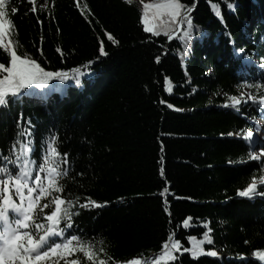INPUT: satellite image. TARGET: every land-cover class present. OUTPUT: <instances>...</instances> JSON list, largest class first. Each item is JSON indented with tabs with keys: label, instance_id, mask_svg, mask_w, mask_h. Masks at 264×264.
<instances>
[{
	"label": "trees",
	"instance_id": "1",
	"mask_svg": "<svg viewBox=\"0 0 264 264\" xmlns=\"http://www.w3.org/2000/svg\"><path fill=\"white\" fill-rule=\"evenodd\" d=\"M182 2L195 5L187 48L177 38L144 32L133 0H36V13L28 0H10L12 27L4 43L11 40L22 57L47 71L69 72L70 79H54L48 87L58 91L0 112V149L7 153L18 119L21 127L29 120L34 127L37 158L42 140L58 135L61 151L71 154L70 198L107 202L102 208L77 205L74 230L106 240L101 258L109 264L159 255L170 235L190 248L189 238L203 240L209 228L214 242L202 246L218 255L177 253L173 264H263L252 253L264 250V197L249 201L237 190L253 176L259 181L264 165L240 163L254 148L227 133L256 131L264 106L242 105L238 114L222 105L225 93L239 96L242 88L264 93L238 87L264 82V0ZM102 42L107 56H100ZM9 61L0 46V62ZM73 68L82 73L79 85Z\"/></svg>",
	"mask_w": 264,
	"mask_h": 264
},
{
	"label": "snow or ice",
	"instance_id": "2",
	"mask_svg": "<svg viewBox=\"0 0 264 264\" xmlns=\"http://www.w3.org/2000/svg\"><path fill=\"white\" fill-rule=\"evenodd\" d=\"M10 0H0V46L10 56L6 66L0 62V112L11 109L17 102L26 97H41L46 92L58 91L49 88L50 81H67L70 79L69 72L47 71L34 58L27 55L21 56L14 49L11 40L7 44L4 38L7 30L12 27V21L8 19V8ZM54 2V0H53ZM140 20L143 30L155 36L163 34L167 40L174 38L184 41V47H188V41L192 39L193 17L191 13L194 6L186 5L182 0H160L158 3H144ZM198 2V0H197ZM31 5L30 11H38L36 0H28ZM215 14L220 17L221 12L216 4L211 5ZM80 7L79 3L76 5ZM229 9H234L232 3L228 4ZM47 3L39 7V11H45ZM87 5L82 12L86 11ZM17 7H12L11 12L16 13ZM90 14V13H87ZM187 27H183V26ZM59 31V29H58ZM182 33V35H177ZM112 44H118V40L111 34L105 33ZM230 35V34H229ZM57 52L61 49L57 48ZM238 56H244L245 50H236ZM100 56H107L103 42L99 48ZM100 57H97L99 60ZM156 61H160L157 56ZM92 64V61L88 62ZM264 68V64H261ZM72 77L80 84L79 77L82 75L79 68L71 70ZM165 82L168 78L165 77ZM249 88H264V82L251 84L245 81L244 85ZM40 90V91H37ZM171 91V89H168ZM227 96L226 102L222 105L234 109L238 114L242 105L251 101L253 105L264 106V93L253 95L240 92L238 95ZM230 101V103L228 102ZM169 108L173 105L168 104ZM264 112V107H261ZM22 116V114H21ZM22 120H17L18 131L15 138L7 149V153L0 149V264H109L108 260L102 259L105 253L106 240L97 241L94 237H87L80 230H74V218L80 215L74 211L78 205L80 209L102 208L104 204L98 203L95 199L87 197L80 203V197L70 198L71 193L67 190L65 181L72 174L71 154L61 151V142L58 135L49 134L40 144V157L35 156L36 144L34 139V127L29 120L27 127H21ZM228 136H237L254 144V132L244 131L227 133ZM31 137V138H30ZM248 161H259L264 165V146L256 153L254 150L248 153ZM231 163V161H230ZM264 186V175L251 178V182L242 190L238 189L240 197L254 199L257 195L264 197V192L258 191ZM165 211H168L166 208ZM183 220L185 226L189 220ZM70 230H73L70 232ZM203 234V240L190 237L191 247H183L179 239L169 236L162 244V253L152 257H136L127 259L116 264H173L177 261V253L182 255L188 252L191 256L199 258L201 255L216 257V250L208 249L202 245H212L213 239L208 234ZM100 247L97 248V244ZM247 243V242H246ZM254 257L264 261V250L254 251ZM114 259L109 257V260ZM242 262L244 258L241 257Z\"/></svg>",
	"mask_w": 264,
	"mask_h": 264
},
{
	"label": "rangeland",
	"instance_id": "3",
	"mask_svg": "<svg viewBox=\"0 0 264 264\" xmlns=\"http://www.w3.org/2000/svg\"><path fill=\"white\" fill-rule=\"evenodd\" d=\"M133 1H135L138 4L141 12H143V4H142L141 0H133ZM143 2L144 3H158V2H160V0H143ZM149 34H151V33H149ZM151 35L155 36L153 34H151ZM161 35H163V34H161ZM240 92L250 93V91L247 88H242ZM246 105H252V102L248 101ZM258 128L259 129L261 128V130H258L257 132L253 131L254 132V140L256 141L253 145L264 146V122L263 123H262V121L258 122ZM257 182L259 183V181H257Z\"/></svg>",
	"mask_w": 264,
	"mask_h": 264
},
{
	"label": "water",
	"instance_id": "4",
	"mask_svg": "<svg viewBox=\"0 0 264 264\" xmlns=\"http://www.w3.org/2000/svg\"><path fill=\"white\" fill-rule=\"evenodd\" d=\"M234 138H236V137H234Z\"/></svg>",
	"mask_w": 264,
	"mask_h": 264
},
{
	"label": "bare ground",
	"instance_id": "5",
	"mask_svg": "<svg viewBox=\"0 0 264 264\" xmlns=\"http://www.w3.org/2000/svg\"><path fill=\"white\" fill-rule=\"evenodd\" d=\"M234 137V136H233Z\"/></svg>",
	"mask_w": 264,
	"mask_h": 264
}]
</instances>
